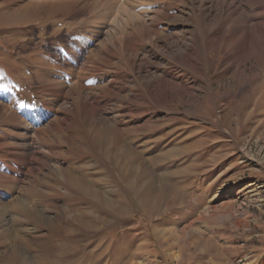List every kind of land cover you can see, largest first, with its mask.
Returning a JSON list of instances; mask_svg holds the SVG:
<instances>
[{"label":"rangeland","instance_id":"obj_1","mask_svg":"<svg viewBox=\"0 0 264 264\" xmlns=\"http://www.w3.org/2000/svg\"><path fill=\"white\" fill-rule=\"evenodd\" d=\"M0 264H264V0H0Z\"/></svg>","mask_w":264,"mask_h":264},{"label":"bare ground","instance_id":"obj_2","mask_svg":"<svg viewBox=\"0 0 264 264\" xmlns=\"http://www.w3.org/2000/svg\"><path fill=\"white\" fill-rule=\"evenodd\" d=\"M75 180L78 182V180L76 178H75ZM78 183H80L83 186L84 190L87 189L86 187H88V186L86 184L81 183V182H78ZM88 189H89V187H88Z\"/></svg>","mask_w":264,"mask_h":264}]
</instances>
